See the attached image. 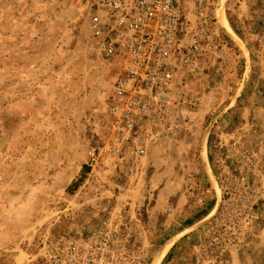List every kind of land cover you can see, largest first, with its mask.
I'll return each mask as SVG.
<instances>
[{"label":"rangeland","instance_id":"1","mask_svg":"<svg viewBox=\"0 0 264 264\" xmlns=\"http://www.w3.org/2000/svg\"><path fill=\"white\" fill-rule=\"evenodd\" d=\"M84 3L0 0V264H48L42 248L49 233L54 237H87L108 216L117 198L122 193L131 197L139 182L133 177L132 156L124 155L104 166L87 185L90 170L84 166L89 172L79 178V185L69 192L64 190V177L70 178L85 163L86 148L95 139L120 70L114 61H105L96 51ZM216 10L228 42L227 57L214 61L201 79L177 87L172 142L162 136L143 158L146 169L147 162L157 154L160 157L162 149L170 145L167 156L189 155L201 164L196 182L201 196L195 209L201 216L217 200L201 158L210 125L214 123L208 137L216 176V157L221 151L218 143L226 141L217 132H232V138L234 131L252 124L262 129L256 117L251 114L243 118V112L253 103L263 104L264 85L257 62L263 54L264 40L245 41L237 34L264 28V0H217ZM226 19L238 33L233 27L234 33L226 31ZM40 49L43 54L39 55ZM64 112L69 117L67 126H71L67 137L74 147L65 151ZM178 169L185 172L184 180L190 185L192 167L179 164ZM143 179L148 185L146 175ZM260 212L256 234L264 222V204ZM218 222L208 223L196 239L187 240L181 264L196 260L195 244L202 245L206 256L216 258L218 264H229V251L220 254L208 243V229ZM255 237L249 246L234 247L240 250L242 264H264V248H254ZM148 248L152 264L162 245L150 242Z\"/></svg>","mask_w":264,"mask_h":264},{"label":"built area","instance_id":"2","mask_svg":"<svg viewBox=\"0 0 264 264\" xmlns=\"http://www.w3.org/2000/svg\"><path fill=\"white\" fill-rule=\"evenodd\" d=\"M216 6L217 0H85L96 51L120 69L87 149L90 174L85 185L108 160L113 163L129 153L139 165L162 136L172 142L177 87L201 79L214 61L228 54ZM219 149L222 202L219 222L208 229V243L223 254L249 246L259 227L264 131L254 124L234 131ZM121 196L87 237L49 233L42 248L47 263L150 264L139 220L131 215L136 208L128 194Z\"/></svg>","mask_w":264,"mask_h":264},{"label":"crops","instance_id":"3","mask_svg":"<svg viewBox=\"0 0 264 264\" xmlns=\"http://www.w3.org/2000/svg\"><path fill=\"white\" fill-rule=\"evenodd\" d=\"M238 37L241 40H245V41L259 40L262 42L264 40V28L258 31H245L243 32V35L241 36L238 35ZM28 52L32 53L31 50H29ZM38 54L39 55L43 54V51L40 49V51H38ZM257 64H259L258 65L260 71L259 77L260 80L262 79L261 81L264 85V50ZM78 99L79 96L77 95V105L79 104ZM254 99L255 98L252 97V100ZM261 100L263 102V104L261 105L257 104L255 106V104L253 103L252 105L245 107L243 112V118H249V116L252 114L254 118L256 117L258 119V124L264 130V94L261 96ZM65 102L67 103V100ZM81 104H82L81 105L82 109H84L83 98H81ZM68 118L69 117L67 113L64 112L63 124H64V135H66L64 137V151L66 150V148H74L73 145L69 143V139L67 137V135H69L67 131H69L71 128V126L69 127L67 126L68 122H66V119L68 120ZM79 122L80 121L77 120V124H79ZM56 126H59V124ZM75 133H79L78 130H75ZM217 133L222 139L223 138L226 139V141L231 138V134H232V132L229 131H227V133H224V131H218ZM78 136L79 134H77V137ZM226 141L221 140V142L218 144L225 143ZM218 144L216 146H218ZM89 145L86 148L84 165L83 164L80 165L76 173L70 178H68L69 175H66L64 177L66 179V184L64 188L65 191L69 192L72 186H76L74 185V183L77 182L81 177V174H83L84 166L87 165V161H88L87 149ZM169 147L170 145H167L164 149H162L163 151H161L160 157H158L157 154V156L153 157L151 161H148L147 162L148 167L146 169L143 167L145 165L144 162L146 160L142 159L139 165H136L134 163L133 177L134 178L136 177L139 182H137L135 189L131 193L132 206L136 208V211L135 212L132 211L131 215L137 217L139 220L137 229L140 234V240L146 247L149 246L150 242L153 243L155 241L156 244L160 243L162 245V248L167 247L165 249V253L163 255V259L161 260L160 264L165 262V260L169 261V264H181L184 262L182 261L183 254L181 253L184 251V247L186 246L187 240L191 239L192 241L196 239L198 233L202 232L203 229L206 226H208V223L202 224V222L213 214V212L216 209L218 200H216L214 206L212 204L210 208L207 207L206 208L207 212L204 213L202 216L199 213H195L198 200L201 196L200 195L201 190L199 187L196 186V182L200 177V175L198 176V174L200 172L199 165L201 164L198 165L197 161L194 160V158L189 155H186V157L188 158H186L185 156L179 158L178 157L172 158L170 156H167L168 151L166 150ZM152 148L150 149V151L152 150ZM211 149H212V145L210 144L208 137V141L205 149L206 160L209 169L214 177V180L219 187L216 173L212 167ZM216 149L218 148L216 147ZM129 157L131 158V154L129 153L126 154L125 158H129ZM201 158L203 161L202 165L205 172L204 174L208 177V180L211 182V187H212L213 184L206 167L205 159L203 158L202 149H201ZM189 162L191 164H188ZM110 163H112L111 160L106 161V165ZM179 164L182 166V168L185 167L186 164L188 167H192L193 178L192 179L189 178L190 185H188V182L184 180L185 172H182V170L179 171V169L177 170ZM64 165L67 166L65 162ZM103 168L104 166L101 168V171H103ZM149 168L151 174H148ZM144 174L148 178V185L145 184L146 180L143 179V177L145 176ZM262 184L264 186V176L262 177ZM215 219L216 217L212 219V221L210 222L212 223ZM182 234L184 235L180 237V235ZM167 239L168 240L172 239L173 242L166 244V241H168ZM253 246L256 249L264 248V222L262 226H260V230L258 231L256 237L254 238ZM194 249H196L198 253H196V260L192 262V264H218L216 258H213L212 256H206L207 253L202 250V245L195 244ZM228 261L229 264H242L240 250L231 248L230 251L228 252Z\"/></svg>","mask_w":264,"mask_h":264},{"label":"water","instance_id":"4","mask_svg":"<svg viewBox=\"0 0 264 264\" xmlns=\"http://www.w3.org/2000/svg\"><path fill=\"white\" fill-rule=\"evenodd\" d=\"M221 7L218 8V11L220 10ZM217 17H218V14H217ZM219 21V20H218ZM227 32H229L228 30H226ZM216 121V120H215ZM214 126V123H212L209 127V130L207 131V135L204 139V143L202 144V154L204 152V149H206V145H207V141H208V134L210 133V131L212 130V127ZM203 158L205 159V162H206V167H207V170H208V173H209V176L211 178V181H212V184L214 186V189L216 191V194H217V206H216V209L215 211L213 212V214L211 216H209L205 221L202 222V224H205V223H209L210 221H212V219H214L218 213H219V209H220V206H221V202H222V196H221V192H220V189L218 187V185L216 184L215 180H214V177L209 169V166H208V163H207V160H206V157L203 155ZM188 233V232H187ZM186 234V233H184ZM184 234L180 235V237H182ZM173 240L169 243H172Z\"/></svg>","mask_w":264,"mask_h":264},{"label":"bare ground","instance_id":"5","mask_svg":"<svg viewBox=\"0 0 264 264\" xmlns=\"http://www.w3.org/2000/svg\"><path fill=\"white\" fill-rule=\"evenodd\" d=\"M223 23H224V24H223V27L226 28V30H228L229 32L233 33V30H232V28H231V26H230V24H229V21L226 19V20H223ZM203 155L206 157L205 149H204ZM166 248H167V247L162 248V249L159 251L158 255L156 256V258H155V260H154V262H153L152 264H160L161 260L163 259V255H164V253H165V249H166Z\"/></svg>","mask_w":264,"mask_h":264},{"label":"trees","instance_id":"6","mask_svg":"<svg viewBox=\"0 0 264 264\" xmlns=\"http://www.w3.org/2000/svg\"><path fill=\"white\" fill-rule=\"evenodd\" d=\"M233 28H234V30L237 32V30L235 29V27L234 26H232ZM238 33V32H237ZM238 35H240L241 36V34L240 33H238ZM89 172V170L88 169H86L85 170V167H84V171H83V174L85 175V174H87ZM82 174V176H81V179H83L84 178V175ZM81 179H79L77 182H75L74 184L76 185V186H78L79 185V182L81 181Z\"/></svg>","mask_w":264,"mask_h":264}]
</instances>
